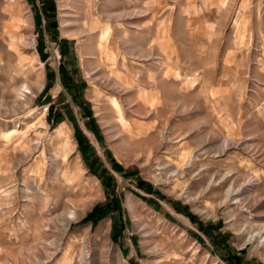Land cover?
<instances>
[{
    "label": "rangeland",
    "instance_id": "1",
    "mask_svg": "<svg viewBox=\"0 0 264 264\" xmlns=\"http://www.w3.org/2000/svg\"><path fill=\"white\" fill-rule=\"evenodd\" d=\"M263 231L264 0H0V264H264Z\"/></svg>",
    "mask_w": 264,
    "mask_h": 264
},
{
    "label": "bare ground",
    "instance_id": "2",
    "mask_svg": "<svg viewBox=\"0 0 264 264\" xmlns=\"http://www.w3.org/2000/svg\"><path fill=\"white\" fill-rule=\"evenodd\" d=\"M104 30V29H103ZM24 87H26V86H24ZM23 87V88H24ZM26 90V89H25ZM116 103V102H115ZM63 127H61L60 128V132H61V129H62ZM12 133V132H11ZM10 133V134H11ZM62 133V135L67 139V140H69V138H68V136L66 135L67 134V132H61ZM14 135V134H13ZM9 136H11V135H9ZM192 163H193V158H190L189 160H188V162L186 163V167L187 166H191L192 165ZM194 164V163H193ZM193 166V165H192ZM212 183H214V182H211V184ZM235 190V189H234ZM233 189H229L228 191H226V193H225V199H224V204H226V203H229V202H231L232 200H235V199H237V196H239V194H240V192L238 191V192H235ZM241 191V190H240ZM240 200H238L237 202H239ZM129 203V202H128ZM223 204V205H224ZM230 204V203H229ZM249 242H259L262 246H264V231L263 232H260V233H256V234H253V235H251L250 237H249V240H248Z\"/></svg>",
    "mask_w": 264,
    "mask_h": 264
}]
</instances>
